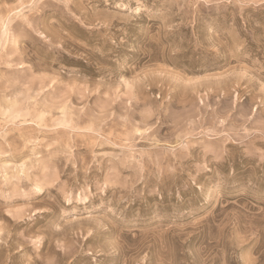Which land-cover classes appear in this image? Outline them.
Masks as SVG:
<instances>
[{"label": "rangeland", "instance_id": "obj_1", "mask_svg": "<svg viewBox=\"0 0 264 264\" xmlns=\"http://www.w3.org/2000/svg\"><path fill=\"white\" fill-rule=\"evenodd\" d=\"M0 264H264V0H0Z\"/></svg>", "mask_w": 264, "mask_h": 264}]
</instances>
